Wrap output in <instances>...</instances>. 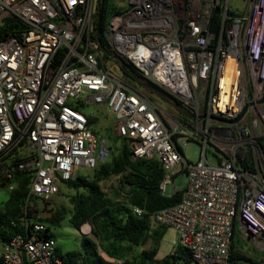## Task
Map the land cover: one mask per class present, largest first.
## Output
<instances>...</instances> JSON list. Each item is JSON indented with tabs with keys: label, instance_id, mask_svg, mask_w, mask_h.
Wrapping results in <instances>:
<instances>
[{
	"label": "built area",
	"instance_id": "obj_1",
	"mask_svg": "<svg viewBox=\"0 0 264 264\" xmlns=\"http://www.w3.org/2000/svg\"><path fill=\"white\" fill-rule=\"evenodd\" d=\"M93 1L0 0V28L12 31L0 39V187L12 191L16 171L28 176L26 233L0 244V264H67L42 220L79 167L111 156L79 110L91 105L107 108L133 160L159 163L161 196L181 177L179 201L149 218L176 234L190 264H229L234 222L264 257V0H245L241 14L229 0H128L109 18L111 53L193 118L109 71L90 40ZM192 142L196 163L183 155Z\"/></svg>",
	"mask_w": 264,
	"mask_h": 264
},
{
	"label": "trees",
	"instance_id": "obj_2",
	"mask_svg": "<svg viewBox=\"0 0 264 264\" xmlns=\"http://www.w3.org/2000/svg\"><path fill=\"white\" fill-rule=\"evenodd\" d=\"M118 10L119 8L112 5L110 0H96L89 35L98 51H100V47H103L111 53L105 30L109 18ZM212 22H216L215 14H213ZM11 32L7 25L1 27L0 39L7 37ZM100 57L103 61L111 59L102 52ZM115 63L118 65L117 62ZM123 75L132 81L126 72ZM130 81L127 82L131 84ZM79 108L77 109L81 111L84 109V107ZM87 118L92 127L95 119L89 116ZM110 132L109 130L108 133ZM107 137L112 142L109 160L91 170L90 176L76 175L71 181L63 183L73 191V195L69 197L71 215L68 223L78 230L81 225L89 224L91 234L97 242L82 234L83 238L79 249L61 252L56 246L57 255L67 264H190L191 258L188 249L180 245L175 246L171 253L161 259H156L155 256L158 252L156 243L163 237L161 230L165 228L158 226L160 233L156 238V235L150 232V224H152L149 218L150 214L164 207L175 205L179 201L180 193L175 192L170 196H161L158 185L164 178V171L159 163L154 159L133 160L124 138L116 136L115 133L114 136L108 135ZM111 176H120L123 198H117V201L106 198L100 186L102 181ZM60 190L62 189L59 187ZM27 192L28 176L23 171H16L14 189L8 191V199L0 207V244L7 243L17 234L26 233L22 206ZM131 207L141 209L143 215L135 216ZM64 215L63 208H59L55 209V214L51 217H44L42 221L47 225L45 237L54 239L52 227H56ZM233 229L229 264H242V262L254 264L251 259L242 255V251L247 247L238 238L239 231L236 222L233 224ZM149 241L152 243L148 249L141 250L138 255L132 258L127 257L134 248H142ZM249 250L251 249L249 248ZM251 251L252 257L253 254L257 255L255 251ZM100 252L114 259L115 262H106L100 256Z\"/></svg>",
	"mask_w": 264,
	"mask_h": 264
},
{
	"label": "rangeland",
	"instance_id": "obj_3",
	"mask_svg": "<svg viewBox=\"0 0 264 264\" xmlns=\"http://www.w3.org/2000/svg\"><path fill=\"white\" fill-rule=\"evenodd\" d=\"M111 4L115 7H120L122 9H126L128 7V0H110ZM96 0L93 1V9L95 8ZM246 6L245 0H229L228 7L229 10L236 13H243ZM106 67L116 76H120L119 69L117 67V64L112 61V59H105L104 60ZM143 93V92H142ZM145 94V93H144ZM148 97H150L162 110L174 113V110L171 109L170 106H168L165 102L158 99L154 95H150L148 92L146 94ZM82 113L86 116H89L93 119H95V123L92 125L91 129L92 131L97 135L104 137L106 140H108L109 144L111 145L112 142L108 135L112 137L114 136L113 131V117L107 110V108L104 105H91L88 107H84L82 110ZM111 131L108 133V131ZM199 152L200 147L196 143L192 142L187 145V147L183 150L184 157L188 160L190 163H196L199 159ZM206 157L209 162L214 163L213 154L210 150H207ZM92 174V171L87 168H81L79 167L77 169V175L81 176H90ZM182 179L181 177H175L173 185L169 184L166 185V194L168 196L173 194V186L176 189H179L181 187ZM101 189L105 195L106 198H109L113 201H117V198H123V194L121 191V184H120V176H111L107 180H104L100 183ZM60 188L62 190L59 191V193L52 198L50 201L49 207H51V212L48 214V216H52L55 214V209L63 208L65 215L61 218L59 221V224L56 227H52V232L54 233V239L56 246L61 250V252H67L72 250H77L81 246V240L83 238V235L79 230L75 227L71 226L68 223V219L71 215V205L69 203V197L73 195V191L69 190L66 185L61 184ZM9 193L5 188H0V207L1 205L8 199ZM84 225V224H83ZM89 227V234L84 235L87 238L96 239L91 234V227L89 224H86ZM82 227V225H81ZM158 226L154 225L153 223L150 224V232L153 233V235H156L158 237L159 230ZM172 232L167 233L164 237L161 238V240L157 241L156 247H157V255L155 256L156 259H161L165 255L171 253L174 250V246L172 245ZM97 242V241H96ZM151 241H149L145 246L142 248H134L131 253L127 256L128 258H132L136 255H138L141 250L148 249L151 246ZM247 246V243H245ZM242 255L251 259L254 264H264V257L262 255H254L253 257L251 255L252 251L249 250V247L242 251ZM102 252H100L101 254ZM242 264H250L247 262H242Z\"/></svg>",
	"mask_w": 264,
	"mask_h": 264
},
{
	"label": "water",
	"instance_id": "obj_4",
	"mask_svg": "<svg viewBox=\"0 0 264 264\" xmlns=\"http://www.w3.org/2000/svg\"><path fill=\"white\" fill-rule=\"evenodd\" d=\"M100 52L104 53L107 57H109L112 60H114L115 62H117L118 65L120 66V68H122V70L124 72H126L127 76L130 77V79L133 82H135L139 86H141L144 89H146L149 92H151L154 96H156L157 98H159L160 100L165 102L173 110L177 111L178 113H180V114H182V115H184V116H186L188 118H193V116L190 115V113L183 106H181L177 101L172 99L170 96L165 94L163 91H161L160 89H158L154 85H152V84L144 81L143 79H141L136 74L134 69L132 67H130L125 61L119 59L116 55L106 51L103 47H100Z\"/></svg>",
	"mask_w": 264,
	"mask_h": 264
},
{
	"label": "flooded vegetation",
	"instance_id": "obj_5",
	"mask_svg": "<svg viewBox=\"0 0 264 264\" xmlns=\"http://www.w3.org/2000/svg\"><path fill=\"white\" fill-rule=\"evenodd\" d=\"M117 67H118V69H119V74H120V76L123 78V79H125L126 81H130L125 75H123V73H122V71L123 70H121V68H120V66H118L117 65ZM110 71V70H109ZM111 72V71H110ZM131 82V85H133L137 90H139L140 92H143V93H145L146 94V92H148L150 95H153L151 92H149L148 90H146V89H144L143 87H141V86H139L138 84H136V83H134L133 81H130ZM159 99V98H158ZM172 109V108H171ZM175 111V110H174ZM176 112V111H175Z\"/></svg>",
	"mask_w": 264,
	"mask_h": 264
},
{
	"label": "crops",
	"instance_id": "obj_6",
	"mask_svg": "<svg viewBox=\"0 0 264 264\" xmlns=\"http://www.w3.org/2000/svg\"><path fill=\"white\" fill-rule=\"evenodd\" d=\"M161 232H162V234H163V237L167 234V233H169V232H172L173 234H172V242L171 243H174L175 241H176V234L173 232V231H171V230H168V229H162L161 230ZM247 247V246H246Z\"/></svg>",
	"mask_w": 264,
	"mask_h": 264
},
{
	"label": "bare ground",
	"instance_id": "obj_7",
	"mask_svg": "<svg viewBox=\"0 0 264 264\" xmlns=\"http://www.w3.org/2000/svg\"><path fill=\"white\" fill-rule=\"evenodd\" d=\"M81 232L87 234L89 232V227L87 225H83L81 227Z\"/></svg>",
	"mask_w": 264,
	"mask_h": 264
}]
</instances>
